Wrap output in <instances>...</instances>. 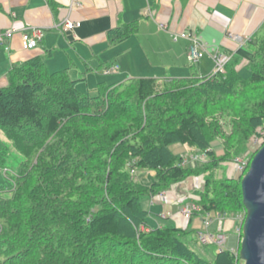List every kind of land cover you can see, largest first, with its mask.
I'll use <instances>...</instances> for the list:
<instances>
[{"label":"trees","instance_id":"16d2710c","mask_svg":"<svg viewBox=\"0 0 264 264\" xmlns=\"http://www.w3.org/2000/svg\"><path fill=\"white\" fill-rule=\"evenodd\" d=\"M135 30V21L115 27L108 42ZM76 84L37 56L12 65L0 87V129L22 159L9 194L0 193V264L239 263L227 248L210 254L212 244L199 243L190 229H147L150 213L140 200L203 175L194 200L199 215L245 213L242 175L216 171L264 129V95L250 92L264 94V22L224 73L99 82L96 95ZM175 143L206 152L207 161L181 165ZM9 154L0 141V167ZM131 169L154 175L145 182Z\"/></svg>","mask_w":264,"mask_h":264},{"label":"crops","instance_id":"0c3cea01","mask_svg":"<svg viewBox=\"0 0 264 264\" xmlns=\"http://www.w3.org/2000/svg\"><path fill=\"white\" fill-rule=\"evenodd\" d=\"M66 20L76 25L65 30ZM132 21L136 30L128 38L108 42L112 29ZM263 22L264 0H0V31L15 30L6 39L9 49L0 47V87L7 84L12 65L37 56L51 71L66 69L77 83L88 82L89 73L91 81L107 84L139 77L159 81L187 78L194 73L189 74L192 65H196L194 74L201 77L213 72V51L233 57ZM31 26L40 28L43 36L36 47L24 49L20 35ZM181 32L198 36L205 43L207 52L197 63L187 58V40H173V35ZM116 65V69L106 71ZM191 150L180 155L187 156ZM153 175L154 171H146L145 178L140 179L150 181ZM204 183L203 175L190 176L165 190L163 199L150 196L145 209L154 219L153 225L147 221V229H189L193 217L185 219L181 210L196 200V192ZM198 217L204 228L194 231L195 238L206 229L216 232L220 228L214 215L209 216L207 228L205 215ZM221 226L227 236L234 224L226 219Z\"/></svg>","mask_w":264,"mask_h":264},{"label":"rangeland","instance_id":"374dc122","mask_svg":"<svg viewBox=\"0 0 264 264\" xmlns=\"http://www.w3.org/2000/svg\"><path fill=\"white\" fill-rule=\"evenodd\" d=\"M195 66L196 65H192V66L188 67L189 74H191L192 72L195 73V70H196L195 69ZM116 67H117V65H116ZM61 69L63 70L64 68H61ZM61 69H58V70H61ZM98 74H101V73H98ZM88 75H89L88 82H86V81H82V82L79 81L76 84L77 85V88L79 90H81V91H87L90 95H96L97 94V90L95 88H96L98 82L91 81L92 80V78L90 77L91 73H89ZM72 76L74 77L75 75L72 73ZM102 77H104V76H102ZM251 90H253V91H250L251 93H256L257 95H261V96L264 95L262 92H259V93L256 92V88L251 89ZM245 92H246V94H248V91H244V93ZM261 96H259V97H261ZM237 104H239V103H236L235 101H232L231 102V105H232L233 109L236 107ZM240 105L243 106V102H240ZM234 113H235V111H234ZM219 119L221 120V124H222L223 130H225V131L228 132L230 130L229 116L223 114V116H221V117L219 116ZM0 141L4 142L5 145H7V147H8V153H10L9 154V159H8V164L9 165L6 166V167H3V168L0 167V193L7 194L8 195L9 192H4V191H9L10 188L12 187V185H13V179H12V177H13V175H15V171L17 169V166H18L19 162L22 159L20 158V156H18L17 154H14L13 153V151H12L13 150V148H12L13 146L11 144V141L5 136V133L1 129H0ZM218 143H219L218 141H215L214 144H213V146L217 145ZM263 144H264V129L257 128L255 134L248 141V148H247V150L243 151V153H241L240 156L235 157V159H233L232 161H229V162L226 161V162H224L223 164L226 165V168H224V167L223 168L222 167L219 168L216 171V174L218 176H220V177H223L225 175H230V174L232 176H234V177L238 176L239 174H237L235 172H233V174H232V167H234L233 163L235 162V160L239 158V159L246 160V161L249 162L252 159V157L254 156V154L257 152V150ZM170 149L175 154H177V155L180 156L181 152H186L190 148L187 147L186 145H182L180 143H175V144H172L170 146ZM193 150L194 149L191 150L192 152L191 151H188L187 154L190 153V152L191 153L188 154L187 156H190V155H193V154H196V153H201L199 151H195V150L193 151ZM3 169L4 170L6 169L5 170L6 175H4ZM132 170H133V172H132ZM244 171L241 174L242 176L244 175ZM130 172H131L132 175H136L135 179H137V178H142V179L145 178V173L146 172H143L142 170H140V173H138V174L136 173L137 171L135 172L134 169H131ZM145 182H148V181L145 180ZM163 193H165V190L164 191H161L159 193V195L157 194V196H155V195L152 196V198L158 197L159 199H163L164 196H165V194L163 196ZM148 201H150L149 200V196H143V197H141L140 202H141V204H142V206L144 208H148L147 207L148 206V204H147ZM192 204L198 206L194 202ZM147 210L149 211V209H147ZM199 211H200V207H199V210L197 209L196 211H193V213L191 215V217H193V221L195 222L194 223L192 221L189 224V229L191 231H196L197 232V231H200V230H202L204 228L203 225L201 224L200 220H199V217H198L199 216V213H198ZM195 212H197L198 215H195L194 214ZM216 216L217 215H215V217ZM158 217L162 218L161 214H158ZM205 217H206V215H205ZM244 217H245V213H238L237 215H235V217H228V216H226V218H230L233 221L234 226H233L232 230H229L227 232V236L229 235V236H232V237H230V238L227 237L226 238V241L227 242L225 243V246L228 249L229 248L230 249L233 248L235 250V253L237 254V258H239L240 239H241V236L239 234H241V224H242L241 222H243ZM153 219L154 218L152 217V215L149 214V216L147 218V221L150 224H152V225H153V223H152V220ZM210 220H211V218H210ZM238 230H239V233H238ZM207 249L209 250L210 254L214 255L215 252L219 249V247L217 245H215V244H212V245L208 246ZM238 264H244V262L240 259V261H239Z\"/></svg>","mask_w":264,"mask_h":264},{"label":"built area","instance_id":"2783aa9c","mask_svg":"<svg viewBox=\"0 0 264 264\" xmlns=\"http://www.w3.org/2000/svg\"><path fill=\"white\" fill-rule=\"evenodd\" d=\"M76 24L72 23L69 20H66L63 23V28L65 30L72 29ZM15 32L14 29L8 28L3 31H0V47L4 48L5 50L9 49V46L6 44V39H9L12 37L13 33ZM43 36V32L38 27H28L25 28L21 35H20V42L24 49H32L37 46V44L41 41ZM232 38H237L236 36H232ZM178 37L183 38L188 41V47H187V58L189 62L191 63H197L207 52L206 45L201 41V39L198 36L191 35L190 33L181 32L178 34L173 35V40L176 41ZM212 54V61H213V72H219L224 73L225 72V66L229 62L230 57L225 55H220L219 53L213 51ZM117 67L114 66L112 69L107 68V72H110L111 70L116 69ZM207 155L206 152L196 153L190 156H182L181 165H195L196 163H202L207 161ZM234 167H232V174L233 172L241 175L244 171L245 167L248 165V161L242 160V159H236L233 163ZM133 172V170H132ZM231 175V174H230ZM165 193H163L164 196ZM159 195V194H158ZM157 196V195H156ZM199 210V207L193 204L185 206L181 210V214L185 219H190L193 211ZM218 222L220 223V228L216 232H210L207 229L205 231L199 232L197 234V240L199 243L206 245V244H215L219 248H226L225 243L226 241V234L221 229L222 222L226 219L231 220L230 218H226L225 214H218L216 216ZM204 225L207 228L210 224V217L209 215H206L203 219ZM242 223V222H241ZM239 233V230H238ZM240 235V234H239ZM228 249V248H227ZM230 251L234 253V255L237 257V254L235 253V250L233 248H229ZM238 264V263H236Z\"/></svg>","mask_w":264,"mask_h":264},{"label":"water","instance_id":"95a60500","mask_svg":"<svg viewBox=\"0 0 264 264\" xmlns=\"http://www.w3.org/2000/svg\"><path fill=\"white\" fill-rule=\"evenodd\" d=\"M240 187L245 217L239 258L244 264H264V144L250 160Z\"/></svg>","mask_w":264,"mask_h":264}]
</instances>
